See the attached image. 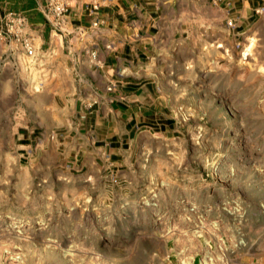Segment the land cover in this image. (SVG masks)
Segmentation results:
<instances>
[{"label": "rangeland", "instance_id": "obj_1", "mask_svg": "<svg viewBox=\"0 0 264 264\" xmlns=\"http://www.w3.org/2000/svg\"><path fill=\"white\" fill-rule=\"evenodd\" d=\"M252 4L241 27L181 16L173 90L157 91L155 135L126 179L70 171L50 143L45 165L20 157L19 126L46 100L13 91L31 59L0 42V264H264V0Z\"/></svg>", "mask_w": 264, "mask_h": 264}, {"label": "crops", "instance_id": "obj_2", "mask_svg": "<svg viewBox=\"0 0 264 264\" xmlns=\"http://www.w3.org/2000/svg\"><path fill=\"white\" fill-rule=\"evenodd\" d=\"M223 1L67 0V13L53 23L43 13L46 0H35L36 10L20 15L35 53L31 70L12 75V82L13 91H41L46 102L19 126L14 142L20 157L39 152L45 165L50 143L70 171L126 179L134 152L155 135L157 91L173 90L167 65L179 53L173 49L182 42L175 36L183 31L181 16L204 10L224 18L237 14L240 27L251 21L253 0ZM93 2L97 9L89 12Z\"/></svg>", "mask_w": 264, "mask_h": 264}, {"label": "built area", "instance_id": "obj_3", "mask_svg": "<svg viewBox=\"0 0 264 264\" xmlns=\"http://www.w3.org/2000/svg\"><path fill=\"white\" fill-rule=\"evenodd\" d=\"M216 2H222L223 0H215ZM89 12L97 9V3L93 2L86 8ZM68 4L67 0H46L43 13L53 23L59 22L61 18L67 13ZM264 11V6L255 10L254 13H260ZM24 19L18 14L11 12L3 13L0 15V42L9 45L11 42H15L19 45L23 53L29 57H34V49L32 47L31 39L23 33ZM226 24L231 26L230 19ZM94 58V54H91ZM192 210V209H191Z\"/></svg>", "mask_w": 264, "mask_h": 264}]
</instances>
